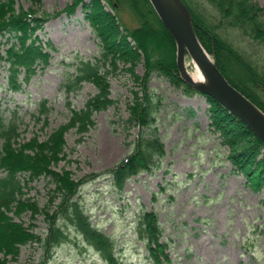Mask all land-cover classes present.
Instances as JSON below:
<instances>
[{
  "label": "trees",
  "instance_id": "1",
  "mask_svg": "<svg viewBox=\"0 0 264 264\" xmlns=\"http://www.w3.org/2000/svg\"><path fill=\"white\" fill-rule=\"evenodd\" d=\"M16 1L0 0V65L7 64L10 90H21L39 69H46L51 64V51L55 46L51 42L44 44L38 31L43 30L48 20L63 12L74 14L81 4L86 19L100 37L102 50L96 61L79 58L75 71L63 83L68 96L84 82L94 84L97 92L83 107L71 108L68 120L47 138L35 135L21 140L19 122L7 119L0 109V170L3 172L0 175V264L17 259L21 247L29 243L42 247L40 264H48L56 247L70 239L71 234L65 226L74 229L75 234L81 236L107 264H122L116 239L91 221L78 199L80 187L87 182V177L107 174L111 176L114 188L121 192L132 176L161 167L167 151L158 125L161 101L157 100L149 84L155 71L176 86L183 87L189 96L200 91L181 77L176 41L150 0H73L60 11H45L43 14H38L42 0H31L32 5L28 8L22 4L17 6ZM182 1L192 15L199 40L220 70L264 110V67L224 35L225 30H220L232 28L264 47V7L257 0H204L220 16V23L216 24L200 9V0ZM125 10L132 14L137 25L130 26L123 19ZM143 60L146 72L141 76L135 67ZM120 61L131 64L127 70L139 84V89L133 90L129 117L124 120L126 129L137 127V136L133 140L126 139V146L131 150L115 166L105 173L76 179L71 169L60 168L63 161L70 163L72 160L66 152V135L74 130L79 135L77 141L82 142L96 124L95 113L116 103L111 96L109 76L118 69ZM204 96L209 102L210 128L228 148L233 171L242 173L254 190L264 191V141L224 105L209 95ZM49 110L43 101L39 114L47 117ZM189 112L195 114L192 108ZM42 177L53 185L49 191V204L43 208L33 198L25 197V188ZM25 212H31L33 220L39 214L45 215V235L35 232L34 222L28 226L17 219H21ZM135 230L152 264L173 261L171 246L163 238L164 229L157 211L143 208L136 215Z\"/></svg>",
  "mask_w": 264,
  "mask_h": 264
},
{
  "label": "rangeland",
  "instance_id": "2",
  "mask_svg": "<svg viewBox=\"0 0 264 264\" xmlns=\"http://www.w3.org/2000/svg\"><path fill=\"white\" fill-rule=\"evenodd\" d=\"M72 1L42 0L38 14L60 11ZM257 1L264 7V0ZM16 2L26 8L32 5L31 0ZM199 7L212 22L220 23V16L208 3L200 0ZM77 11L80 14L74 17ZM75 13L63 12L38 31L44 44L51 42L55 46L51 64L39 69L21 90L9 89L7 64L0 65V109L7 119L19 122L23 141L35 135L47 138L68 120L71 108L83 107L97 92L90 82H84L69 96L64 91L63 83L75 71L78 59L96 61L102 50L100 37L86 19L83 4ZM122 16L130 26L137 25L129 11L125 10ZM220 30H225L224 35L264 67L263 46L232 28ZM130 65L120 61L118 69L109 76L116 103L95 113L96 124L84 140L78 142L79 135L74 130L66 135V152L72 160L63 161L60 168L71 169L76 179L105 173L131 150L125 141L135 139L138 129H126L124 120L129 117L133 90L139 89V84L127 70ZM135 70L141 76L145 74L144 60L136 64ZM149 84L161 101L158 125L166 156L160 168L129 178L121 192L107 174L87 177L77 197L91 221L116 239L122 264H152L135 230L136 215L143 208L160 215L163 238L171 246L170 264H264V191L254 190L242 173L233 171L228 148L210 128L207 98L201 93L187 95L183 87L157 71ZM43 101L50 108L47 117L39 114ZM52 186L42 177L25 188V197L33 198L43 208L49 204ZM17 219L28 226L34 222L35 232L45 235L44 214L33 220L31 212H25ZM65 228L70 239L56 247L48 264H107L74 229ZM42 250L36 243L23 245L18 258L10 259L9 264H40Z\"/></svg>",
  "mask_w": 264,
  "mask_h": 264
},
{
  "label": "water",
  "instance_id": "3",
  "mask_svg": "<svg viewBox=\"0 0 264 264\" xmlns=\"http://www.w3.org/2000/svg\"><path fill=\"white\" fill-rule=\"evenodd\" d=\"M163 24L173 35L177 45V64L183 80L194 89L211 96L231 113L239 117L260 139L264 141V110L236 88L220 70L215 59L208 56L195 31L192 15L182 0H150ZM201 64L207 85H197L185 76L184 49Z\"/></svg>",
  "mask_w": 264,
  "mask_h": 264
},
{
  "label": "bare ground",
  "instance_id": "4",
  "mask_svg": "<svg viewBox=\"0 0 264 264\" xmlns=\"http://www.w3.org/2000/svg\"><path fill=\"white\" fill-rule=\"evenodd\" d=\"M80 13L77 11L74 17ZM208 56L213 59L212 55L208 53ZM183 72L185 76H189L194 80L197 85H207L208 78L198 60L191 54L188 47L184 49V67Z\"/></svg>",
  "mask_w": 264,
  "mask_h": 264
}]
</instances>
